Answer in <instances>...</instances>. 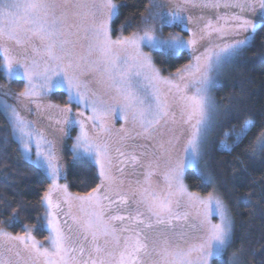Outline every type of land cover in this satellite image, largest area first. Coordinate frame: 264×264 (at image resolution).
I'll use <instances>...</instances> for the list:
<instances>
[{"label":"snow or ice","instance_id":"1","mask_svg":"<svg viewBox=\"0 0 264 264\" xmlns=\"http://www.w3.org/2000/svg\"><path fill=\"white\" fill-rule=\"evenodd\" d=\"M190 5L209 12L223 9L231 13L229 18L236 22L230 26L233 38L206 48L172 78H163L142 47L150 51L187 49L195 53L206 37L211 39L214 33L224 35V26H216L211 20L199 32L190 28L189 25L203 20L200 17L194 21L191 15L185 20L184 12ZM124 6L114 0H0V73L9 80L21 77L27 81L17 99L39 95L38 86L33 83L37 79L43 81L41 90L66 87L68 102L60 110L65 126L62 131L79 125L74 154L79 156L83 150L88 157L94 156L100 178V183L86 195L69 194L67 185L57 183L60 170L55 146L43 152L38 140L36 159L32 161L33 132L18 110L5 104L4 109H10L13 129L20 134L26 158L44 169L52 183L43 197L48 207L50 236L46 243L50 247L36 241L31 230L23 235L0 230V249L5 250L0 252V264H211L212 259L223 260L233 243L227 206L211 193L202 199L188 192L181 176L186 168L199 167L200 146L212 119L208 91L213 73L250 47L257 24L245 13H256L258 7L260 14H264V0H173L167 11L159 0H150L137 30L113 39L112 23ZM173 25H182V30L190 33L189 38L175 33L164 36L162 29ZM129 26L122 25L121 33ZM85 74H98L105 85L104 95L90 88ZM161 84L167 85V94L161 93ZM191 89L194 91L189 94ZM73 103L83 106L75 116L70 106ZM117 106L125 123L131 119L133 126L141 129L137 136L153 143L159 138L157 148L149 152L147 145H138L131 156H126L122 148L126 147L127 135L116 141L104 139L112 135L104 117ZM173 107L180 110L179 121ZM85 111L91 112L87 121L93 127L98 124L96 137L85 129ZM170 114L172 125L191 128L179 157L176 152L181 136L175 134V128L167 127ZM253 124L254 121H246L234 130L232 145L225 147L230 150L243 140ZM126 131L124 127L119 130L122 134ZM166 133L169 138L164 140ZM257 142L264 150V131ZM114 143L119 145L115 152L126 157L127 163H139L148 169L147 186L138 182L126 189L124 181L117 180L115 171L123 173L124 169H114ZM162 164L167 191L151 186L153 171ZM54 191L62 192L64 203L69 206L63 225L57 218L61 205L53 203ZM76 204L80 215L72 212ZM189 209L195 211L198 222H192ZM212 216H218L219 222L213 223ZM224 264H232L231 258Z\"/></svg>","mask_w":264,"mask_h":264},{"label":"trees","instance_id":"2","mask_svg":"<svg viewBox=\"0 0 264 264\" xmlns=\"http://www.w3.org/2000/svg\"><path fill=\"white\" fill-rule=\"evenodd\" d=\"M114 2L125 6L112 23L113 33L130 35L137 30L149 0ZM126 24L131 26L121 33L122 25ZM184 59L190 60L185 52L177 57L163 52L154 54L163 73H174L185 63ZM0 80L6 82L2 73ZM9 87L20 92L24 83L13 80ZM214 97L219 115L205 149L204 170L198 173L188 170L185 183L192 193L202 196L214 191L227 206L232 220L233 243L223 260L214 259L211 264H224L229 258L232 264H264V150L257 142L264 131V21L256 28L250 47L233 62L225 79L215 88ZM50 99L62 106L67 104L66 95L59 91L52 92ZM246 121H254L247 136L230 150H223L222 145H232L234 130ZM230 132L233 135L226 136ZM66 162L65 180L73 194L86 195L99 184L92 165L72 162L68 152ZM48 187L46 176L22 157L10 125L0 111V230L11 235L31 230L34 238L45 241L48 232L42 200Z\"/></svg>","mask_w":264,"mask_h":264},{"label":"rangeland","instance_id":"3","mask_svg":"<svg viewBox=\"0 0 264 264\" xmlns=\"http://www.w3.org/2000/svg\"><path fill=\"white\" fill-rule=\"evenodd\" d=\"M160 3L165 5L164 11H167V5L171 4L173 0H159ZM195 2H199V0H195ZM150 3V0H149ZM194 11V12H192ZM191 15L195 20L199 19L200 17H203V20L200 21L199 24L193 23L189 25L190 28H192L194 31L199 32V28L203 26V24L208 23L209 20L212 21V23L216 26H224V35H220L218 33H214L212 35L211 39H208L207 37L199 42V45L197 47V50L195 53L191 52V50H181L178 52H168V51H156L152 50L150 51L148 47L144 46L142 47V51L148 53L151 56L153 66L159 71L160 76L163 78H172L176 71L178 69L183 68L185 65H188L189 63L194 62L193 57L194 55H200L205 51L206 48L213 47L216 44H221L225 42H230L231 39L233 38L232 30L230 26L235 25V21H232L229 17L231 16V13H225L224 10L219 11V12H209L208 10H203L199 7H192L191 5L187 8V10L184 12L185 20H187V17ZM245 16L249 19H253L254 22L257 24V27L264 21V14H260V10L257 7L256 13L248 12L245 13ZM183 26H165L162 29V34L164 36H168L169 33H175L176 35L182 36L184 39H188L190 36V33L182 30ZM241 35H244V33H241ZM118 35H114L113 33V39L116 38ZM252 41V40H251ZM207 44V45H205ZM205 45V46H204ZM245 50V49H244ZM243 50V51H244ZM158 52H163V53H170L173 56H178L180 53L185 52L189 56V61L184 59L182 66H180L174 73H163L156 65L155 60H154V54ZM236 57L231 63H227L221 67V69L217 73H213V78L209 84V97L211 99V103L213 105L212 108V119L209 122L208 125V131L205 133L201 146H200V154L198 156V168H186L181 176L182 183L185 185L187 188L188 192H191L189 188L187 187L185 183V173L188 170H192L194 172H200L204 170L205 164H204V155H205V149L208 143V139L210 137L211 131L215 125V122L218 118L219 115V108L217 105V102L214 97V90L215 88L221 84V82L225 79V77L228 74V71L230 70L233 62L237 59ZM5 78V83L0 80V111L3 113L5 118L7 119L11 131L13 133L14 140L19 146V149L21 151V155L24 158L25 161L31 163L30 160L26 158V155L24 154L21 144H20V134L18 131H15L12 127V117L10 113V109L5 110L4 105H8L10 107H15L18 112L20 113L21 117L23 120L26 122V124L29 127V130L33 132V138L31 141V160L34 161L36 159V142L39 140L41 142V150L43 152H47L50 148L51 145L55 146V155H56V162L57 166L59 167V178L57 180V183L59 185H67V191L69 194L72 196H77L76 194H73L69 187L68 184L65 180V174H66V169H67V162H66V152L70 154V160L72 162L75 161H83L86 163H89L92 165L98 174L99 177V167L95 163V157H88L86 154H83V150H81V154L79 156L74 154V149H73V144L75 143L77 135L80 133V128L79 125L73 126L70 130H65L64 125L62 123V116L60 115V110L64 108L65 106L60 105L59 103L53 101L50 99L51 93L52 92H62L66 95L67 102H68V95L66 91V87H61V88H53L51 91H49L47 88H44L43 90L40 89V85L43 83L42 80L37 79L34 80L33 83H35L37 87V91L39 92V95L32 96V97H24V98H19L17 99L18 93L23 91L27 85V81L24 80L21 77H14L11 80L8 78ZM85 79L86 82L89 84L90 88L94 91H96L100 95H104L105 92V85L99 80L98 74L93 75V74H85ZM13 80H20L23 81L24 83V88L20 92H15L9 87V83ZM160 90L162 94H167V85H160ZM191 91H194V89H191L189 94H191ZM105 99L108 97L105 96ZM72 108V114L75 116V114L78 111L83 110V106H77L75 103L70 105ZM172 112L175 114V118L177 121L180 120V110L177 107H173ZM91 115L90 111H85V115L82 119L86 121L85 123V129L89 133L91 137H96L98 134V124L96 127H93L92 123L90 121H87V117ZM123 116V113L119 111V106H117L116 110L114 111H109L108 114L104 117L105 122L111 129V138L105 136V140L111 139V141H116L118 140L122 135H127L129 138L125 140V148H122L123 151L126 152V156H131L133 154V149L137 148L138 145H147L148 148L147 150L149 152L153 151L155 148L158 147L159 144V138L157 139L156 143H153L152 141L144 140L143 138L137 136V133L141 131L139 127H134L131 119L128 120L127 123H125V120L122 119L121 117ZM171 119L172 116L170 114L169 116V124L167 125L168 128H175L176 129V135L181 136V140L177 146V152L176 155L177 157L183 155V148L184 144L187 141L188 135L191 133V128L188 125H183V124H178V125H172L171 124ZM59 121V122H58ZM124 127L126 128V133H120L119 130ZM163 127V126H162ZM42 134V136L40 135ZM169 138V134H165L163 139L167 140ZM27 139V138H25ZM118 144H113V152H112V157H113V165L114 169H119L123 168L124 171L123 173L119 171H115V175L117 180H123L124 181V187L127 189L129 185L135 186L139 182L140 184H145V177L147 174L148 169L144 167L142 164H136L133 166L131 163L126 162V157H120L118 154L115 152V147H118ZM223 150L228 151V148L225 147V145H222L221 147ZM139 155V151L136 153ZM144 164H146V161H143ZM32 164V163H31ZM33 165V164H32ZM47 178L49 185L52 183L50 175L44 170L38 168ZM126 169H130L131 171H125ZM164 172L165 169L163 167V164L159 169H155L153 171V175L150 178L151 179V186L153 189H158L162 191H167V182L165 181L164 178ZM100 181V178H99ZM100 183V182H99ZM145 186H147L145 184ZM49 189V187H48ZM48 191V190H47ZM192 193V192H191ZM211 194H213L215 197L216 193L214 191H211ZM200 198H206L208 195L202 196L197 194ZM81 196V195H80ZM84 196V195H83ZM218 198V197H217ZM52 199L53 203L59 202L61 205V210L64 213H67L69 211V206L68 204L64 203V195L62 192L54 191L52 193ZM43 206L45 209V224H46V230L48 232V237L50 236V229L47 226V213H48V207L47 204L42 200ZM133 207H135L133 205ZM189 211L192 212L191 215V220L192 222H198L196 218V213L195 211H192L189 209ZM72 212L74 215H80L81 213L79 212V206L78 204L74 205ZM61 224L63 225V222L67 217L65 216L64 218L61 217V215H58L57 217ZM213 223L219 222V217L218 216H212L211 217ZM69 223H71V220L69 219ZM66 230V229H65ZM5 232V231H4ZM32 235V234H31ZM36 241L42 243L44 247H50L48 243L45 241H39L36 238H34ZM193 242H195V236L192 237ZM5 251L4 249H0V252ZM13 259L15 257L13 256ZM214 260V259H212ZM211 260V263H212Z\"/></svg>","mask_w":264,"mask_h":264},{"label":"flooded vegetation","instance_id":"4","mask_svg":"<svg viewBox=\"0 0 264 264\" xmlns=\"http://www.w3.org/2000/svg\"><path fill=\"white\" fill-rule=\"evenodd\" d=\"M133 166H135V165H133ZM125 171H131V170H130V169H126ZM59 215H61L62 218L65 217V216H64V213H63L62 211H60ZM193 222H194V221H193ZM177 223H178V225H179L180 222H177Z\"/></svg>","mask_w":264,"mask_h":264}]
</instances>
